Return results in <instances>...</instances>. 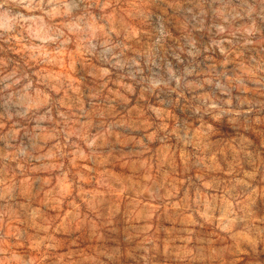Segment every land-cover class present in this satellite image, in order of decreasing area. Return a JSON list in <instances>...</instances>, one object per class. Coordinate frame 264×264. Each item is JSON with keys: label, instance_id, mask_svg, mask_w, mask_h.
Segmentation results:
<instances>
[{"label": "clouds", "instance_id": "obj_1", "mask_svg": "<svg viewBox=\"0 0 264 264\" xmlns=\"http://www.w3.org/2000/svg\"><path fill=\"white\" fill-rule=\"evenodd\" d=\"M0 264H264V0H0Z\"/></svg>", "mask_w": 264, "mask_h": 264}]
</instances>
